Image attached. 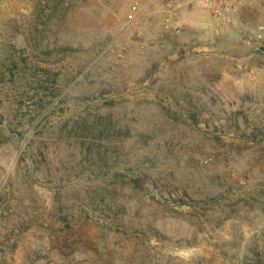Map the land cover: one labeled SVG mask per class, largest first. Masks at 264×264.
I'll return each instance as SVG.
<instances>
[{
  "label": "rangeland",
  "instance_id": "1",
  "mask_svg": "<svg viewBox=\"0 0 264 264\" xmlns=\"http://www.w3.org/2000/svg\"><path fill=\"white\" fill-rule=\"evenodd\" d=\"M240 1L64 0L43 28L50 0H0V264H264V0Z\"/></svg>",
  "mask_w": 264,
  "mask_h": 264
},
{
  "label": "built area",
  "instance_id": "2",
  "mask_svg": "<svg viewBox=\"0 0 264 264\" xmlns=\"http://www.w3.org/2000/svg\"><path fill=\"white\" fill-rule=\"evenodd\" d=\"M240 0H191L190 5L211 13L216 22H233L240 8Z\"/></svg>",
  "mask_w": 264,
  "mask_h": 264
},
{
  "label": "trees",
  "instance_id": "3",
  "mask_svg": "<svg viewBox=\"0 0 264 264\" xmlns=\"http://www.w3.org/2000/svg\"><path fill=\"white\" fill-rule=\"evenodd\" d=\"M64 0H50L49 3H46L45 5L41 6L39 8V17L42 18V22L39 23L38 26L44 25L43 28H48L49 23L55 22V17L64 16L65 14V4L63 3ZM65 47V46H63ZM46 108V107H45ZM47 112H43V110L40 112V119L35 124L34 128L35 131L38 130L41 126L44 120L47 119L48 115ZM112 167L109 166L108 172L111 170ZM132 176V175H130Z\"/></svg>",
  "mask_w": 264,
  "mask_h": 264
},
{
  "label": "water",
  "instance_id": "4",
  "mask_svg": "<svg viewBox=\"0 0 264 264\" xmlns=\"http://www.w3.org/2000/svg\"><path fill=\"white\" fill-rule=\"evenodd\" d=\"M181 53H183L184 49L183 47H180ZM149 179L147 175H143L140 180L137 182V185L140 187H144L148 183Z\"/></svg>",
  "mask_w": 264,
  "mask_h": 264
}]
</instances>
